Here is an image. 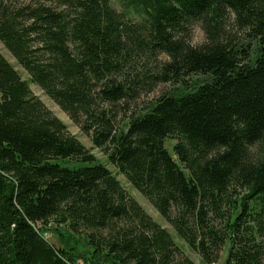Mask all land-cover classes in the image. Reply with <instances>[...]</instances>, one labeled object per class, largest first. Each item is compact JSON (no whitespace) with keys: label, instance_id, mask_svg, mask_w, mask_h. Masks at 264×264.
I'll return each mask as SVG.
<instances>
[{"label":"trees","instance_id":"trees-1","mask_svg":"<svg viewBox=\"0 0 264 264\" xmlns=\"http://www.w3.org/2000/svg\"><path fill=\"white\" fill-rule=\"evenodd\" d=\"M113 1L0 0V264H195L30 85L202 264H264V0Z\"/></svg>","mask_w":264,"mask_h":264},{"label":"rangeland","instance_id":"rangeland-1","mask_svg":"<svg viewBox=\"0 0 264 264\" xmlns=\"http://www.w3.org/2000/svg\"><path fill=\"white\" fill-rule=\"evenodd\" d=\"M19 1L27 2L29 0H19ZM113 6L117 11L121 10V4L118 0L113 1ZM131 17H134L133 13H131ZM183 36L186 39V41L192 46L200 44L204 38L202 30L200 26L198 25H193L192 27L188 28V31H186L183 34ZM0 52L19 71L22 78L24 80H28L25 72L19 66L16 65L15 60L10 56V54L3 48L1 44H0ZM166 61H167V57L164 54L157 55L154 61L148 66L150 75H158L157 73L160 72L161 65L164 64ZM145 81L149 84L146 85L145 91H141L139 93L140 96L138 97V99H136L138 100V103L149 102L153 100L154 98L158 97L160 94L170 89L169 84L160 83V82L151 83L150 80H148L147 78L145 79ZM30 89L37 97L40 98V100L43 102L46 108L50 110L54 116H56L62 123L66 125L69 133L74 135L86 149L90 150L91 154L94 155V157L97 159L98 162H100L101 164H104L113 173V175L119 181L121 186L145 210V212L155 222H157L163 228L168 229L171 232V234H173V238L176 244L180 248H182L183 252L188 256V258L191 261H193L195 264H202L199 256L175 236L170 226L155 211V209L149 204V202L138 191L132 188L131 185H129L127 181L124 179V177L122 175H119L118 172L115 170V168L108 163L107 157L100 150L93 148L89 137L84 135L80 131L78 126L75 125L74 122H72L69 119V117L53 101H51L38 87L34 85H30ZM174 144L175 142L173 140L168 139L165 141V148L171 154H172V147ZM256 149L257 147H255V150ZM56 227L53 224H51V226L48 227V230L44 234V237L46 238V240L57 247L58 246L61 247L65 244L70 245L69 242L71 239H70L68 232L63 228H59V231H57ZM78 249L81 250V255L82 254L85 255L87 253L86 247L82 245L78 246ZM226 251L227 249L225 248L223 252L221 253L220 259L217 264H224V260L226 258V253H227ZM75 257H76V254H75Z\"/></svg>","mask_w":264,"mask_h":264}]
</instances>
